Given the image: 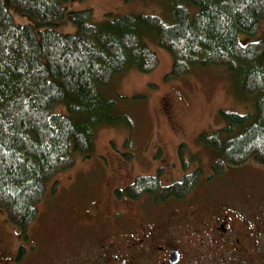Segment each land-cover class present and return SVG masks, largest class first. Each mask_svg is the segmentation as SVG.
I'll return each instance as SVG.
<instances>
[{"label": "trees", "instance_id": "obj_1", "mask_svg": "<svg viewBox=\"0 0 264 264\" xmlns=\"http://www.w3.org/2000/svg\"><path fill=\"white\" fill-rule=\"evenodd\" d=\"M66 1L0 0V209L12 226L24 234L35 221L45 182L70 168L76 154L90 156L95 128L114 107L97 86L131 66L145 73L157 66L146 34L173 58L165 79L220 65L242 94L254 98V112L220 109L225 125L199 134V142L215 154L213 173L249 162L264 165V39L238 40L258 31L264 0H168L169 23L156 14L111 13L92 23L91 9L67 11ZM183 2L194 7L191 18ZM11 9L33 24L15 23ZM65 15L76 32L55 30ZM184 147H178L182 158ZM191 159L199 160L197 151ZM200 179L196 170L164 188L157 176L141 175L115 189V196L183 198Z\"/></svg>", "mask_w": 264, "mask_h": 264}, {"label": "rangeland", "instance_id": "obj_2", "mask_svg": "<svg viewBox=\"0 0 264 264\" xmlns=\"http://www.w3.org/2000/svg\"><path fill=\"white\" fill-rule=\"evenodd\" d=\"M62 4L67 11L91 9L92 23L101 22L106 13H111L112 17L156 14L164 23L170 22L168 0H67ZM182 4L191 18L194 7L188 2ZM10 13L17 24H33L27 15L15 9ZM55 30L74 33L76 26L65 15ZM257 38L264 39V21L256 33L240 34L238 40L243 44ZM144 41L157 54V66L147 73L131 66L106 85L97 86L96 92L112 100L114 107L95 128L90 156L76 154L70 168L55 173L45 182V195L37 204V216L30 227L38 223L46 226H39L36 231L30 228L23 234L30 232L33 239L38 235L43 237L45 230L52 234L48 246L41 245L45 250L39 255L40 264H44L41 259L45 258L48 264H92L93 257L107 252L101 247L109 244L108 248L115 251L128 249L130 240L138 239L142 229L152 228L151 237L142 244L144 246L134 247L131 252L140 254L165 243L159 235L160 223L149 222L144 216V212L151 209L147 203L134 206L125 201L118 205L121 208L124 204L129 212L115 230V188L132 184L140 175L157 176L159 184L168 188L190 176L188 172L194 163L200 166L201 179L190 193L196 189L199 194L200 184L211 173L215 159V154L199 142V134H209L225 125L218 114L220 109L240 113L255 111L254 98L242 94L223 66H197L183 75L165 79L172 69V56L158 46L152 34H146ZM180 144L185 146L184 158L177 156ZM196 151L198 161L191 159ZM240 170L244 168L227 171L237 172L235 175L239 176ZM146 196L158 200L152 194ZM106 216H109L108 228L103 230ZM0 222H8L1 209ZM0 232L4 233V228ZM8 234L16 237L12 229ZM202 238L204 235L188 237L180 246L184 255L179 264H232L227 260L229 253L225 245L208 246ZM0 263L4 260L0 259Z\"/></svg>", "mask_w": 264, "mask_h": 264}, {"label": "flooded vegetation", "instance_id": "obj_3", "mask_svg": "<svg viewBox=\"0 0 264 264\" xmlns=\"http://www.w3.org/2000/svg\"><path fill=\"white\" fill-rule=\"evenodd\" d=\"M177 156L181 158L177 150ZM188 173L200 170V166L192 163ZM238 173L226 171L215 175L212 171L202 181L201 191L196 189L183 198L168 197L165 200H154L141 195L136 199L115 196V230L127 218L123 202L136 205L150 204L151 209L144 212L149 222L160 223L159 235L165 241L153 246L140 254L131 252L134 247H141L151 237L152 228L142 229L138 239L130 240L128 249L115 251L107 246V252L92 258V264H179L183 261L180 250L188 239L198 235L205 245L223 244L229 253L227 260L232 264H264V165L247 163ZM248 170V172H247ZM118 188V187H117ZM115 188V189H117ZM121 188V187H119ZM118 188V189H119ZM109 216L102 222V229L106 230ZM0 264H40L39 255L49 243L51 233L43 231V237L32 238L30 232L23 235L16 227L0 222ZM40 223L28 227L36 231ZM12 229L16 237L8 233ZM44 236L46 238L44 239ZM184 240V241H183ZM140 244V245H136ZM117 248V247H115ZM48 264V259H41ZM82 263V262H81Z\"/></svg>", "mask_w": 264, "mask_h": 264}]
</instances>
